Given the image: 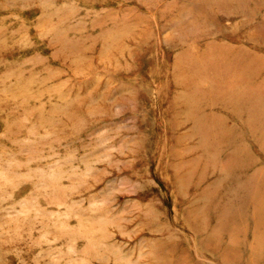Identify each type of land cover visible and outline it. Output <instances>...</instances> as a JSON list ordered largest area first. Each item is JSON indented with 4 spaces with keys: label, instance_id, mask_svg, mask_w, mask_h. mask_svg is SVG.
<instances>
[{
    "label": "rangeland",
    "instance_id": "obj_1",
    "mask_svg": "<svg viewBox=\"0 0 264 264\" xmlns=\"http://www.w3.org/2000/svg\"><path fill=\"white\" fill-rule=\"evenodd\" d=\"M0 264H264V0H0Z\"/></svg>",
    "mask_w": 264,
    "mask_h": 264
}]
</instances>
